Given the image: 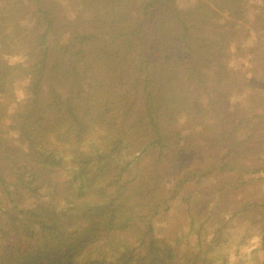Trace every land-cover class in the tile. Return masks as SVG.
<instances>
[{"label": "trees", "instance_id": "trees-1", "mask_svg": "<svg viewBox=\"0 0 264 264\" xmlns=\"http://www.w3.org/2000/svg\"><path fill=\"white\" fill-rule=\"evenodd\" d=\"M136 1L0 5V239L5 217L14 228L28 226L33 240L26 249L7 244L0 264H206L203 236L212 229L213 246L221 244L224 214L194 207L186 231L158 243L154 219L170 197L140 165L149 152L157 162L164 157L180 120L198 121L205 142L207 129L219 127L204 124L210 112L219 116L218 94L264 89V49L247 72L237 74L229 60L252 0H195L186 9L178 0H140L139 8ZM255 1L261 43L264 0ZM62 2L72 5V20L58 16ZM18 80L25 101L16 97ZM257 115L262 129L264 114ZM219 166L235 172L236 186L264 178V165L251 174L231 160ZM53 172L60 180L50 189ZM43 189L48 201L25 208ZM263 216L256 200L230 214Z\"/></svg>", "mask_w": 264, "mask_h": 264}, {"label": "rangeland", "instance_id": "rangeland-1", "mask_svg": "<svg viewBox=\"0 0 264 264\" xmlns=\"http://www.w3.org/2000/svg\"><path fill=\"white\" fill-rule=\"evenodd\" d=\"M6 0H0V5ZM195 0H178L177 6L182 9L193 5ZM141 1H136L138 8ZM257 1L252 0L244 21L238 23L239 29L236 40L230 51V65L237 73L247 72L251 68L250 60L254 56L260 57L264 49V41L258 43L256 31V10ZM74 10L68 2L63 3L58 11L60 18L73 19ZM262 56V55H261ZM15 58H9L14 60ZM23 80L16 82L15 93L20 101H25L26 95ZM219 104L216 105L217 119L215 113L210 112L205 117L204 124L220 123L224 127H212L207 129L206 141L196 136L199 123L180 120L175 124L179 131L174 138V144L165 152L164 157L157 162V155L145 154L140 168L151 173L158 180L161 191L170 197L167 209H162L154 219L155 238L158 243L163 240L173 242L176 236L185 232L189 225V208H195L194 213L202 215L223 213L225 223L222 229V242L213 246L218 234L212 229L203 236L201 249L206 264H262L264 261V216L257 218H230V214L244 203L259 201L264 203V178L248 182L246 185L236 186L235 172L220 171V162L223 159L237 162L243 169L257 171L264 165V127L257 124V114H264V89L246 87L243 90L232 93L218 94ZM136 106V105H135ZM136 107L133 108L134 112ZM136 114H133L134 117ZM264 124V122L262 123ZM224 133L218 139L217 131ZM208 137V138H207ZM11 145L15 146L13 135ZM210 175L199 177L196 172H204L210 169ZM262 173L256 172L255 176ZM245 176H248L244 174ZM60 175L53 172L48 180V187L55 188L59 184ZM182 181V182H181ZM174 195L173 188L178 187ZM48 191L42 190L39 199L25 203L24 207L33 209L35 204L48 201ZM46 203V202H44ZM9 209V208H8ZM10 210V209H9ZM25 220V219H24ZM23 220V221H24ZM3 238L0 239V252L7 249V246L26 249L30 247L33 240L27 237L28 226L19 224L14 228L8 218L3 217L1 221ZM29 229H32L29 227ZM185 245V243L183 242ZM197 244L195 236L189 239V245Z\"/></svg>", "mask_w": 264, "mask_h": 264}]
</instances>
